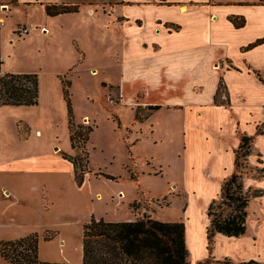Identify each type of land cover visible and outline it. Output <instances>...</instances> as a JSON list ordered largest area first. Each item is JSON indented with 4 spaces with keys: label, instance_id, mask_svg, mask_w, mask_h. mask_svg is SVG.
Segmentation results:
<instances>
[{
    "label": "rangeland",
    "instance_id": "obj_1",
    "mask_svg": "<svg viewBox=\"0 0 264 264\" xmlns=\"http://www.w3.org/2000/svg\"><path fill=\"white\" fill-rule=\"evenodd\" d=\"M64 1L76 3L79 10L60 13L63 16L54 22L49 33L41 25L30 32L23 31L24 27H29L26 24L33 22L34 15L39 17L40 8L32 6L27 11L26 6L18 9L12 6L3 12L0 51L4 62L0 80L4 72H36L41 84L37 105H0V162L52 148L72 156L84 155L81 148L72 146L70 139L69 107L64 93L65 83L69 81L75 121L83 128H92L87 143V173L102 176L101 179L94 177L93 185L95 190L107 194L106 201L96 200L101 216L97 218L128 221L125 218L132 212L135 214L132 203L141 201V212L150 213L161 221L185 223L191 264H220L211 256H225L228 249L234 256L243 255L250 258L249 261L258 259L257 262L264 264V214L259 222L255 214L260 205L258 201L249 207V234L234 239L217 233L216 248L212 251L207 240L208 207L233 172L241 173L246 187L264 190V176H261L264 174L261 172L264 133H259V129L264 128V84L253 71L247 70L252 64L264 74L263 51L252 54L247 60L238 42L227 39L230 41L223 52L241 71L226 72L231 104L216 105L211 101L210 86L214 72L199 74L198 79L204 81L202 92L200 87H197L199 92L193 91L189 81L173 86L171 82L178 80L172 73H162L158 68L159 64L166 63L167 57L154 60L147 70L140 66L139 74L133 71L130 74L125 58L149 55L151 43H160L157 50L165 56L161 48L167 49V42L150 39L154 34L155 9L142 16L145 25L139 27L136 23L118 20L120 15L126 14V4L115 5L114 11L109 4L126 0ZM97 1L101 5L92 4ZM97 12L100 16L92 14ZM136 13L137 9L131 10L132 15ZM209 16L200 13L199 24L208 26ZM216 25L212 24L209 32L228 37L225 22L218 23L219 31H214ZM65 31L68 34L60 37ZM140 38L153 41L148 50L144 51L140 45L137 51L134 49ZM175 44L176 41L170 40V46ZM171 60L177 63V57ZM205 61L212 68L210 58ZM220 64L233 66L229 58L218 61L216 66ZM111 85H121L123 97ZM140 88L143 89L138 92L137 100L143 101L148 90V103L160 100L164 106L146 116L148 105L159 103H130ZM222 92L220 98L227 99L226 89ZM186 102L188 105L184 108L179 105ZM139 112L143 119L138 118ZM31 133L41 136L26 142L22 140L21 135L29 138ZM244 133L254 138L252 152L248 160L240 159L237 167L235 150ZM260 158L263 162L258 161ZM261 203L264 213V199ZM258 237L260 243L253 245V238Z\"/></svg>",
    "mask_w": 264,
    "mask_h": 264
},
{
    "label": "crops",
    "instance_id": "obj_2",
    "mask_svg": "<svg viewBox=\"0 0 264 264\" xmlns=\"http://www.w3.org/2000/svg\"><path fill=\"white\" fill-rule=\"evenodd\" d=\"M66 2L64 0L0 1V20H5L3 12H6L9 7L13 6L18 9L26 6L27 11L32 9V6L37 7L41 10L39 17L34 15L33 22L26 24L29 26L28 31L30 32L34 27L41 25L42 29L49 33L53 29L51 26L54 25V22L63 15H48L46 4H76L74 2ZM92 4L101 5V2L97 1ZM109 4L111 8L114 7L112 11H114L115 5L126 4V14L120 15L118 20L136 23L139 27H144L145 25V20L142 16H147L148 10L152 12L155 9L156 15L153 17L152 22L154 24V34L152 36L149 35L150 39L165 40L167 42L168 48H161L164 50L165 56L157 50L160 47V43L154 42L151 43L152 51L149 55L142 58H138V56L126 57V64H128L130 74L132 71L135 74H139L140 66L147 70L152 66L154 60L159 58L163 60V58L167 57L168 59L165 61L167 64L161 63L158 68H161L159 71L162 73H172L174 79L178 80L171 82L172 85L177 87L181 86V83L189 81L192 84L190 87L194 89L193 91L200 87V92H202L204 81H202V78L198 79L199 74L203 73L206 75L214 72L215 76L212 77L210 84L213 104H215L214 95L221 75H225L231 69L241 71V68L234 64L233 59L223 52V48L230 41L227 40L228 38L232 39L233 43L238 42L239 49L245 55V59L248 60V57L250 58L252 54L261 51H263L262 58H264V41L251 49H244L258 39L264 40V3L260 2V0H126L123 3L121 1H111ZM128 5H130L131 10L137 9V13L132 15L131 10H128ZM2 6L3 9L1 8ZM92 9L94 11V8ZM10 11H13V9ZM200 13L210 14L208 26L199 24ZM92 14L100 16L98 12ZM232 15L244 16L246 19L245 25L236 27L229 18ZM138 20H141L142 23H138ZM220 22H225L228 28L226 29L228 37L209 32L211 30L209 27L212 24L217 23L218 25ZM171 23L178 25L179 28H172L169 26ZM217 25L214 31H219ZM64 34L67 35L68 32L65 31L59 36L61 37ZM204 39L208 42H203ZM152 40L150 42H153ZM170 40L176 41V44L170 46ZM150 42L146 38H140L134 49L137 51V47L140 45L146 51L150 47ZM153 47H155L157 52ZM155 52L157 57H155ZM175 57H177V63L171 60ZM207 57L210 58L212 68L205 61ZM228 58L232 61L233 66L222 67V64L218 67L216 66L218 61L227 60ZM252 67V64L248 65L247 70L249 73L253 71L256 78L264 84L262 71ZM258 72L262 75L263 80L258 76ZM114 87L118 89L121 97H123L122 86L114 85ZM142 89L137 90L135 98L129 100L131 101L130 103L162 104L160 100L148 103L150 102L146 100L150 94L148 90H146L143 101L137 100L138 92ZM228 90L231 95L229 86ZM179 105H184V108L188 105V102L186 104L180 103ZM162 106L164 105L162 104ZM37 133L41 132L38 131ZM36 136L40 137L41 135ZM36 136L31 133L29 138H22V140L26 142ZM57 149H44L40 152L32 151L0 162V239H17L38 232L40 234L39 256L42 260L81 263L84 257V223L89 221L93 215L101 217L97 211L96 200L106 201L107 194L100 190H95L93 181L96 176L91 173L86 174L85 182L79 186L76 181L74 164L62 155V151ZM101 177L96 178L101 179ZM120 191H123V189ZM120 196L124 197V194L120 193ZM263 199L264 194L254 198L250 203V206L256 201L260 203L255 213L259 222L262 221L264 214L261 209ZM134 212L135 214L132 212L129 218L125 219L128 221L136 220L138 215L135 210ZM249 219L250 215L248 218V230L245 234L238 237L224 235L228 238L240 239L249 234L251 232ZM47 231H55L57 234L51 239H46L45 233ZM260 241L259 237L253 238V245L260 243ZM215 244H217L216 240ZM214 248H216L215 245L212 250ZM240 254L242 253L240 252ZM213 257L216 260L228 261L220 264H245L244 262L250 260V258L243 255L234 256L230 249H228L225 256L216 255ZM254 260L257 261L258 259ZM262 261L264 263V260ZM0 264L10 263L0 254Z\"/></svg>",
    "mask_w": 264,
    "mask_h": 264
},
{
    "label": "trees",
    "instance_id": "obj_3",
    "mask_svg": "<svg viewBox=\"0 0 264 264\" xmlns=\"http://www.w3.org/2000/svg\"><path fill=\"white\" fill-rule=\"evenodd\" d=\"M264 3V0H260ZM79 5L46 4L48 15H57L65 12L78 11ZM236 27H242L246 23L244 16L232 15L229 17ZM172 28L179 26L172 24ZM264 40L258 39L250 43L244 49H251ZM0 51V71L3 65ZM258 76L263 80L262 75ZM40 76L36 72H4L0 80V105H37L40 101ZM114 87V85H111ZM223 88L227 99H221ZM65 97L69 107L70 139L74 148H81L84 155L72 156L62 151V155L75 166L76 181L79 186L85 182L89 171V152L87 143L92 131L91 127L83 128L75 121L72 104L70 102L69 81L65 83ZM228 85L224 75H221L217 91L214 95L215 104H231ZM162 104L148 105L150 115L158 110ZM141 117L140 112L137 114ZM22 125V123H20ZM264 125V122H263ZM29 131V128H28ZM22 132V127H21ZM264 133V128L259 129ZM26 138L25 135H21ZM254 138L244 133L241 142L235 150L236 166L241 164L240 159L248 160L252 152ZM263 162V159H259ZM264 173V168L261 169ZM110 178H116L110 174H104ZM261 176H264L261 175ZM264 194L263 189L246 187L240 172H233L221 187V193L212 200L208 207L209 225L207 227L208 248L212 251L215 245L217 233L227 236H241L248 230L249 206L251 201ZM138 201L132 203L137 212V219L132 221H107L93 215L84 223L83 251L84 257L81 263L45 261L39 256L38 232L27 236L5 240L0 239V254L10 264H191L190 251L186 242V225L184 222L161 221L150 213L139 210ZM57 232L47 231L46 239L53 238ZM213 260H216L211 256ZM218 263L228 262L216 260ZM215 264V263H213ZM247 264H261L255 260Z\"/></svg>",
    "mask_w": 264,
    "mask_h": 264
},
{
    "label": "built area",
    "instance_id": "obj_4",
    "mask_svg": "<svg viewBox=\"0 0 264 264\" xmlns=\"http://www.w3.org/2000/svg\"><path fill=\"white\" fill-rule=\"evenodd\" d=\"M23 31L27 33L28 32V28L27 27H24L23 28Z\"/></svg>",
    "mask_w": 264,
    "mask_h": 264
}]
</instances>
